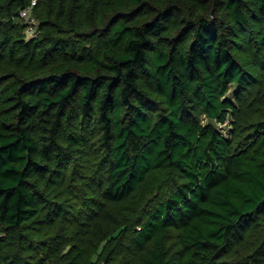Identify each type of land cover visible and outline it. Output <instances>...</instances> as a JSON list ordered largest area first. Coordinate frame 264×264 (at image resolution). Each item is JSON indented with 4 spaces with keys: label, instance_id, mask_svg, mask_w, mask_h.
I'll use <instances>...</instances> for the list:
<instances>
[{
    "label": "trees",
    "instance_id": "obj_1",
    "mask_svg": "<svg viewBox=\"0 0 264 264\" xmlns=\"http://www.w3.org/2000/svg\"><path fill=\"white\" fill-rule=\"evenodd\" d=\"M30 1L0 0V264H264V0H37L33 37Z\"/></svg>",
    "mask_w": 264,
    "mask_h": 264
},
{
    "label": "built area",
    "instance_id": "obj_2",
    "mask_svg": "<svg viewBox=\"0 0 264 264\" xmlns=\"http://www.w3.org/2000/svg\"><path fill=\"white\" fill-rule=\"evenodd\" d=\"M37 0H31L30 5L27 6L26 8H23L19 11V15L22 20H30V23H26V30H27V36H35L37 34V20L36 18L32 15V9L36 5Z\"/></svg>",
    "mask_w": 264,
    "mask_h": 264
},
{
    "label": "rangeland",
    "instance_id": "obj_3",
    "mask_svg": "<svg viewBox=\"0 0 264 264\" xmlns=\"http://www.w3.org/2000/svg\"><path fill=\"white\" fill-rule=\"evenodd\" d=\"M22 21H23L25 24H26V23L28 24V23H30V22H31L30 20H22ZM36 22H37V21H36ZM27 24H26V25H27ZM37 24H38V23H37ZM25 33H27V30H26V28H25ZM219 128H220L221 130H224V131H226V129H225V128H227V126H226V125H225V126H219ZM224 131H223V133H225Z\"/></svg>",
    "mask_w": 264,
    "mask_h": 264
}]
</instances>
